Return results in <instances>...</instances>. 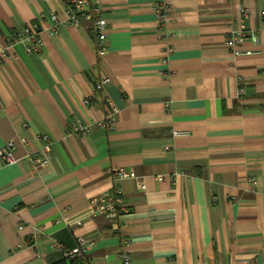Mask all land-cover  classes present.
Listing matches in <instances>:
<instances>
[{
	"label": "crops",
	"instance_id": "0c3cea01",
	"mask_svg": "<svg viewBox=\"0 0 264 264\" xmlns=\"http://www.w3.org/2000/svg\"><path fill=\"white\" fill-rule=\"evenodd\" d=\"M74 1L0 0V46L32 24L43 42L0 60V150L17 160L0 161V264H79L56 248L79 237L88 264H264V0H100L103 56L91 25L51 34ZM107 197L115 220L97 213Z\"/></svg>",
	"mask_w": 264,
	"mask_h": 264
},
{
	"label": "built area",
	"instance_id": "2783aa9c",
	"mask_svg": "<svg viewBox=\"0 0 264 264\" xmlns=\"http://www.w3.org/2000/svg\"><path fill=\"white\" fill-rule=\"evenodd\" d=\"M100 0H76L73 5L66 9L64 22H61L56 15L48 16V22L50 23L51 34H57L63 26H78L80 24L91 25L94 30L96 49L100 56L106 54V40L108 37V24L105 19L104 14L99 8ZM155 14L157 18V26L161 27L167 21V8L166 5L158 3L156 4ZM262 17L264 18V12H262ZM41 26L40 24H32L26 26L20 30L10 33L6 37V46H0V60L7 59L9 55V50L11 48L17 47L20 44L24 45L28 53H38L43 46V42L40 39ZM246 40L244 34L240 32H231L228 36L227 45L234 50L237 57L239 56H250L251 52H238L236 49L238 45ZM111 80L109 78H104L96 86L95 91H102L105 85L109 84ZM91 97H87L84 100V105L90 107ZM114 123L113 115H109L103 121L99 122L98 126L101 129L111 128ZM74 133L77 135L87 136L90 135L91 129L88 126H83L78 124L74 126ZM44 140L49 142L48 137H44ZM14 144L10 142L6 145L4 149L0 150V161L5 164H14L16 159L13 154ZM51 158V147L49 145L44 146L39 152L32 155H27L25 161L29 164L30 168L36 171L39 168L47 166ZM38 173V172H37ZM114 175L119 179H129L134 178L131 173L124 172L122 170H115ZM140 188L144 190L146 187L144 184H140ZM120 194V192L118 193ZM97 213H103L110 220H115L119 218L121 209L119 208L118 200L114 197H107L101 200L100 204L97 206ZM58 251L63 255V257L71 260H79V264H88L86 257L93 249V244L87 242L84 237H79L77 240V246L72 250H66L63 247H57ZM125 264H131L128 259H125Z\"/></svg>",
	"mask_w": 264,
	"mask_h": 264
}]
</instances>
